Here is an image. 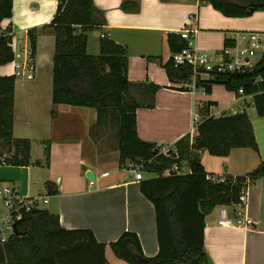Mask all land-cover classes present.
<instances>
[{"label":"crops","instance_id":"obj_1","mask_svg":"<svg viewBox=\"0 0 264 264\" xmlns=\"http://www.w3.org/2000/svg\"><path fill=\"white\" fill-rule=\"evenodd\" d=\"M92 2L105 20L100 29L92 32V37L106 34L126 47L127 77L131 83L150 82L159 86L154 105L136 109V131L142 140L173 147L188 135L191 143L196 134V123L203 119L199 111L218 117L244 110L251 122L257 151L238 147L231 149L227 156H213L206 150H199L200 163L209 174L242 175L264 160V116L256 115L251 95L228 90L220 83L212 84L205 92L201 87H195L191 78L184 83L171 82L163 68L171 54L168 33L195 29V47L219 55L228 50L224 42L225 39L233 41L234 32H264V11H255L244 17H228L199 0ZM56 3L57 0H12L11 16L4 18L0 26L9 31L15 50L28 48V31L48 24L55 13ZM37 33V46L51 35L46 31L37 30ZM88 44L89 37L86 50ZM93 51H99V39L94 43ZM42 54L38 51L36 55L38 63L44 60L39 61ZM52 54V51L49 56L45 53L50 74ZM13 70L11 62L2 64L0 76L12 75ZM207 104L209 108H205ZM194 116L197 117L195 123ZM95 120L93 108L53 104L51 80L42 94L36 83L22 81L18 84L15 79L12 135L29 139L30 164H0V181L26 196L47 194L46 182H49V187L58 192L47 194L46 210L58 215L59 224L64 229H90L98 242L106 244L104 257L108 264H129L116 257L108 246L124 231L137 235L145 256H154L159 249L155 208L140 190V182L152 177L153 173H147L151 176L145 177L141 170L143 178L136 180L130 164L127 168L119 167L118 163L113 172L96 170L98 162L109 156V148L106 151L101 149L100 135L90 136L89 130ZM22 129L29 133V137L16 136V132ZM39 141L41 146L48 147V155L44 157L41 153L33 158L32 145ZM68 144L74 146L71 152ZM43 146L39 148L40 152ZM70 164H73L71 169L68 168ZM182 165H179L177 174L185 173ZM37 168L45 171L39 173ZM86 170L93 173L92 182L85 177ZM104 172L107 175H102ZM33 186L38 188L35 190ZM246 193L244 217L250 220V224H218L223 207L227 218L234 220L233 204L215 206L205 215L203 242L208 261L204 264H264V178L249 185Z\"/></svg>","mask_w":264,"mask_h":264},{"label":"trees","instance_id":"obj_2","mask_svg":"<svg viewBox=\"0 0 264 264\" xmlns=\"http://www.w3.org/2000/svg\"><path fill=\"white\" fill-rule=\"evenodd\" d=\"M199 1L209 3L228 17L264 11V0ZM122 7L126 9L125 5ZM11 8L12 0H0V23L11 16ZM104 21L103 13L92 0H57L51 21L27 34L32 58L37 49V30L54 36L51 102L95 109L96 120L89 130L90 136L95 138L104 129L113 130L118 166L137 163L146 173H153L140 182V190L155 208L157 254L145 256L137 235L131 231H124L108 246L116 257L129 264H204L208 261L203 242L205 215L215 206L236 203L245 185L264 178V160L246 174L214 175L204 170L197 151L206 150L213 156H227L238 147L257 151L249 116L244 110L218 117L199 111L203 119L196 124L192 142L185 135L175 143L176 156L171 150L167 155L159 153L156 144L142 140L136 131V109L152 107L159 86L150 82L131 83L127 77L126 47L106 34L99 37L97 54L86 50L87 33L100 29ZM9 43V31L0 26V65L13 59ZM167 44L172 53L185 48L186 40L170 32ZM232 45L233 41L225 39V47ZM163 68L171 82L184 83L191 76L188 66L174 67L170 58ZM15 79L13 75L0 76V164L28 166L29 139L12 135ZM214 83L231 91L241 88L244 95L252 96L256 115L264 116V56L250 69L212 72L198 77L194 85L208 92ZM46 152L48 155V148ZM184 159L188 172L164 174ZM46 186L47 194H57L58 190L50 188L49 182ZM17 227L25 233L20 236L12 233L0 243V264H108L104 257L106 244L98 242L90 229H64L58 215L46 209L24 212Z\"/></svg>","mask_w":264,"mask_h":264},{"label":"built area","instance_id":"obj_3","mask_svg":"<svg viewBox=\"0 0 264 264\" xmlns=\"http://www.w3.org/2000/svg\"><path fill=\"white\" fill-rule=\"evenodd\" d=\"M195 29H182L178 34L181 38L186 40V47L180 51H175L170 54V59L174 67L188 66L191 71L190 78L195 81L198 77L207 76L212 72H241L250 69L254 62L251 60L252 56H264V32L262 31H238L233 33V45L224 53L215 55L210 54L205 49H198L194 45ZM103 35V34H101ZM13 49V76L16 78H25L27 80L33 79L36 74V65L33 63L30 50H15L14 42H11ZM238 93L243 94L241 88L237 90ZM197 117L194 116V123ZM197 124V123H196ZM196 128V127H195ZM194 127L192 128V130ZM156 147L159 153L168 154L171 150L176 156L178 149L176 146L169 147L167 145L158 144ZM134 172L136 180L142 179L141 165L132 163L129 165ZM179 165L174 163L170 168L164 171L165 175L179 172ZM107 175V172L102 173ZM92 182V180H90ZM245 185L238 196V200L233 205L234 220H230L226 215V208L220 210V218L218 224L221 225H248L250 220L244 217V208L247 203V188ZM0 201L7 209L8 215H0V243H4L10 234L13 233L12 223L21 218V215L31 209H39L41 204L48 202L47 194H37L34 196H26L21 194L16 188L0 181ZM5 230L8 234L5 235Z\"/></svg>","mask_w":264,"mask_h":264},{"label":"rangeland","instance_id":"obj_4","mask_svg":"<svg viewBox=\"0 0 264 264\" xmlns=\"http://www.w3.org/2000/svg\"><path fill=\"white\" fill-rule=\"evenodd\" d=\"M96 31V30H95ZM92 32L93 31H90L87 33V37H89V44H88V49H87V52L89 54H97L98 51H93V47H94V43H96V41L99 39L98 36L97 38H93L92 37ZM49 33V32H48ZM98 33V32H97ZM17 46V45H15ZM53 46H54V36L51 34L49 37H46L45 38V42H42L40 44H38L37 46V49H36V53H35V58L33 59V63L36 65V68H37V72L35 74V78L34 79H30V80H27L25 79L24 77L23 78H16V83H21L22 81H27V82H31V83H36L37 87L40 86L41 88V92L42 94L45 93V87L46 85H49L50 84V80H51V74L50 72L48 71L49 69V62L47 60H42L40 63L37 62V53L38 51L39 52H42V53H48V56H49V53L50 51L53 52ZM29 49V46L28 48L25 46V50H28ZM95 52V53H94ZM260 58V56L257 54L255 56H252L251 57V60L253 62H256L258 61ZM20 87V86H19ZM199 122V120L197 121ZM16 136H19V134L21 135H26L29 137V133L28 132H25L23 129L20 130L19 132L17 131L16 132ZM99 144H100V147L102 150H107L109 148V150H107V152L109 151V156L105 159V160H100L98 162V164L96 165V170H102V169H105V170H108L109 172H113L115 170L117 166V160H118V152H117V149H116V136H115V133L113 130L109 131V130H101L99 132ZM76 138V137H73V139ZM69 145V150L71 152V150L73 149V145L71 144H68ZM43 146V145H42ZM41 146V142H35L33 145H32V155H33V158H37V156H40L41 153L43 155L44 153V157L46 156V149L48 147H45V145L43 146L44 149L43 151H39V148H42ZM114 151H116V153L114 154ZM55 152L56 154H60V152L57 150V148L55 149ZM43 157V158H44ZM45 160V158L43 159ZM182 169H183V172H188V166H187V160H183L182 161ZM73 167V164H70L68 166V168H72ZM125 167H129L128 164L125 166ZM39 171V173L41 172H44L45 170H42L44 168H37ZM41 171V172H40ZM143 172V175L145 177L147 176H151L150 174H147L145 171H142ZM11 181H7V183H10ZM36 186V185H35ZM34 187V189L36 190L38 187ZM42 189L43 186H41ZM31 191V190H30ZM44 191V190H43ZM32 192V191H31ZM45 193V192H44ZM48 207V203L47 204H41L40 205V208L41 209H46ZM0 215H4V216H7L8 215V211L7 209L3 206L2 202L0 201ZM5 235H7L9 232L8 230H5Z\"/></svg>","mask_w":264,"mask_h":264},{"label":"water","instance_id":"obj_5","mask_svg":"<svg viewBox=\"0 0 264 264\" xmlns=\"http://www.w3.org/2000/svg\"><path fill=\"white\" fill-rule=\"evenodd\" d=\"M42 59L44 60H48L47 56L45 54H42L40 55L39 57V61H41ZM173 174V173H172ZM85 177L88 179V180H91L94 175L93 173L90 171V170H86L85 171ZM20 222V219L16 220L15 222L12 223V229H13V233L16 234V235H24L25 232L23 231H19L18 230V227H17V224ZM139 260H141L142 262H146V259L142 256H138Z\"/></svg>","mask_w":264,"mask_h":264}]
</instances>
